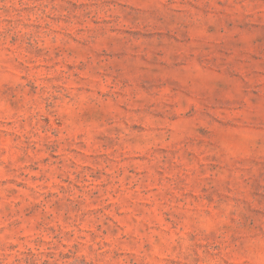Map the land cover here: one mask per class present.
<instances>
[{"label":"clouds","instance_id":"obj_1","mask_svg":"<svg viewBox=\"0 0 264 264\" xmlns=\"http://www.w3.org/2000/svg\"><path fill=\"white\" fill-rule=\"evenodd\" d=\"M264 0H0V264H264Z\"/></svg>","mask_w":264,"mask_h":264},{"label":"rangeland","instance_id":"obj_2","mask_svg":"<svg viewBox=\"0 0 264 264\" xmlns=\"http://www.w3.org/2000/svg\"><path fill=\"white\" fill-rule=\"evenodd\" d=\"M256 31L258 33L256 43L264 47V26H257ZM45 264H47V262H45Z\"/></svg>","mask_w":264,"mask_h":264}]
</instances>
